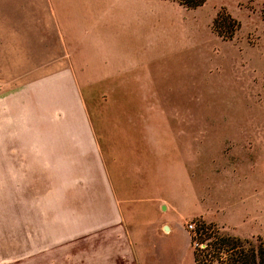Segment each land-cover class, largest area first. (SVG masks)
Segmentation results:
<instances>
[{"label":"crops","instance_id":"obj_1","mask_svg":"<svg viewBox=\"0 0 264 264\" xmlns=\"http://www.w3.org/2000/svg\"><path fill=\"white\" fill-rule=\"evenodd\" d=\"M66 12L0 0V264H144L146 243L171 234L160 210L174 208L162 189L173 154L148 174L146 155L104 149ZM147 50L142 0H94V85L123 69L143 87Z\"/></svg>","mask_w":264,"mask_h":264},{"label":"rangeland","instance_id":"obj_2","mask_svg":"<svg viewBox=\"0 0 264 264\" xmlns=\"http://www.w3.org/2000/svg\"><path fill=\"white\" fill-rule=\"evenodd\" d=\"M142 1L148 46L143 87L123 69L94 85V0L61 3L68 52L82 66L84 100L104 149L146 155L148 174L157 155L165 166L173 154L171 184L162 189L174 208L164 203L160 210L171 234L157 238L155 247L146 243L144 264H193L197 217L264 240V0H206L195 8ZM219 11L239 22L232 38L214 29Z\"/></svg>","mask_w":264,"mask_h":264},{"label":"trees","instance_id":"obj_3","mask_svg":"<svg viewBox=\"0 0 264 264\" xmlns=\"http://www.w3.org/2000/svg\"><path fill=\"white\" fill-rule=\"evenodd\" d=\"M188 8L206 0H175ZM216 32L232 38L239 22L227 11H219L213 22ZM193 264H264V240L227 232L215 222L197 217L190 236Z\"/></svg>","mask_w":264,"mask_h":264},{"label":"water","instance_id":"obj_4","mask_svg":"<svg viewBox=\"0 0 264 264\" xmlns=\"http://www.w3.org/2000/svg\"><path fill=\"white\" fill-rule=\"evenodd\" d=\"M164 228H166V229H167V228H168V226L165 224Z\"/></svg>","mask_w":264,"mask_h":264}]
</instances>
